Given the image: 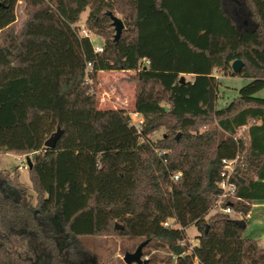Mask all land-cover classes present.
Wrapping results in <instances>:
<instances>
[{
	"label": "trees",
	"instance_id": "trees-1",
	"mask_svg": "<svg viewBox=\"0 0 264 264\" xmlns=\"http://www.w3.org/2000/svg\"><path fill=\"white\" fill-rule=\"evenodd\" d=\"M18 2L0 0V153L28 156L37 206L18 167L0 170V264L8 233L43 242L54 264H94L79 237L107 236L139 239L126 252L147 241V264H264L247 225L210 215L223 159L239 156L224 205L248 223L264 200V0H25L16 26ZM109 11L125 23L117 41ZM112 70L134 72L133 110L98 107V73ZM228 74L249 82L220 106Z\"/></svg>",
	"mask_w": 264,
	"mask_h": 264
},
{
	"label": "rangeland",
	"instance_id": "rangeland-1",
	"mask_svg": "<svg viewBox=\"0 0 264 264\" xmlns=\"http://www.w3.org/2000/svg\"><path fill=\"white\" fill-rule=\"evenodd\" d=\"M17 21L16 26L21 24L26 19L25 14V0H19L16 8ZM89 10H86L81 17V23L87 18ZM122 18L118 13L115 14ZM242 21L247 19L240 18ZM90 37L94 44H101L103 37L90 33ZM114 70V72L105 71L104 75L98 78L95 91L98 97V107L101 109L109 108H126L127 110H133L136 97V86L134 83L129 82L130 73ZM186 78H190V75H185ZM221 98L219 105L222 106L226 101L231 100L238 94L239 89L249 82L248 78L241 76H233L228 74L227 76H221ZM95 83V81L93 80ZM257 96L264 97V89L257 93ZM165 131L161 128L155 135V138H160L161 134ZM27 165V157L20 156L16 153H0V170H13L19 168L20 181L26 185L28 203L35 207L37 206L36 193L32 188L30 179V173ZM20 166V167H19ZM264 204V201L261 202ZM253 207V206H252ZM262 209V210H261ZM261 209L253 208L251 213L247 215L248 223L244 230V235L257 239L258 244L264 247V207ZM219 210H211L210 215ZM237 219L242 215H233ZM119 221H116V223ZM187 235L190 240L196 242V236L198 229L195 225H191L186 229ZM4 234V233H3ZM2 236V235H1ZM6 247L8 249L9 261L11 264H54V259H49L47 256V246L30 236H22L14 233H8ZM139 242V239H133L129 237L122 238L121 236H107V237H79V247L84 249L85 252L91 256L94 264H126L123 261L126 249L135 246V243ZM165 254V252L160 251ZM144 258H148L144 255ZM122 261V262H121ZM162 263V262H161ZM135 264V263H133ZM164 264V263H162Z\"/></svg>",
	"mask_w": 264,
	"mask_h": 264
},
{
	"label": "built area",
	"instance_id": "built-area-1",
	"mask_svg": "<svg viewBox=\"0 0 264 264\" xmlns=\"http://www.w3.org/2000/svg\"><path fill=\"white\" fill-rule=\"evenodd\" d=\"M81 31L82 34L87 36H90V31L87 30L84 26V24H81ZM94 49L96 51H102L103 46L100 44H94ZM88 66H91V63L88 64ZM129 117L131 119V123L136 127L138 131H141L142 126H143V118L140 116L137 112H130ZM164 152L160 151L159 155H162ZM223 168L221 171V178L219 181V187L221 193L219 194L216 202L214 203L212 210H219L231 215H237L241 213H237L236 211L233 210V208L229 205L224 203L226 200L234 197L237 193V183L235 181V174H236V169L237 166L239 165V156H236L235 158L232 159H223ZM181 176V173H174L173 174V179L178 180L179 177ZM165 225H168V223H165Z\"/></svg>",
	"mask_w": 264,
	"mask_h": 264
},
{
	"label": "water",
	"instance_id": "water-1",
	"mask_svg": "<svg viewBox=\"0 0 264 264\" xmlns=\"http://www.w3.org/2000/svg\"><path fill=\"white\" fill-rule=\"evenodd\" d=\"M109 16L112 19V24L113 27L115 29V35H114V39L115 41L119 40V38L122 35V32L125 28V23L123 21L122 18L118 17L117 15L113 14L111 11L108 12ZM244 62L241 59H236L232 62V70L234 73H238L242 68H243ZM180 81L184 82L185 81V76H181ZM166 109H168V106H164ZM62 133V129L59 128L56 132H54L45 142V146L46 147H51L54 148L57 140L59 139L60 135ZM31 162L28 160V167L31 168ZM234 222L239 225L242 228H245L247 225V222L245 219L239 218V219H234ZM115 227L117 229H123V225H121L120 223H116ZM147 243V241H144L142 243H140L136 250L134 252H126L124 254V261L127 264H147V259L144 258V254H143V247L145 246V244Z\"/></svg>",
	"mask_w": 264,
	"mask_h": 264
},
{
	"label": "crops",
	"instance_id": "crops-1",
	"mask_svg": "<svg viewBox=\"0 0 264 264\" xmlns=\"http://www.w3.org/2000/svg\"><path fill=\"white\" fill-rule=\"evenodd\" d=\"M100 45H102V43L100 44ZM117 71H119L118 73H120L121 71H125V72H127V73H130L131 75H133L134 74V72L133 71H129V70H117ZM107 72V71H106ZM110 72H114V70H112V71H110ZM104 73H105V71H100L99 73H98V78L99 77H101V75L103 74L104 75ZM102 75V76H103ZM20 156H26L27 157V163H28V156L27 155H20ZM27 166V165H26ZM20 167V166H19ZM262 201H264V200H256V201H254V203H253V207H252V209L253 208H258V209H261L262 207H264V204H262L261 202ZM262 210V209H261ZM251 213V212H250ZM249 213V214H250ZM248 214V215H249ZM262 237L264 238V234L262 235Z\"/></svg>",
	"mask_w": 264,
	"mask_h": 264
}]
</instances>
